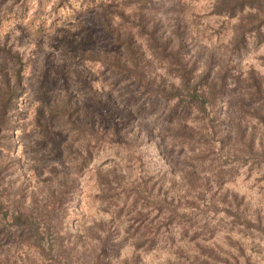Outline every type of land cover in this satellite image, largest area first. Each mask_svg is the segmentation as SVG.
Masks as SVG:
<instances>
[{"label": "rangeland", "instance_id": "obj_1", "mask_svg": "<svg viewBox=\"0 0 264 264\" xmlns=\"http://www.w3.org/2000/svg\"><path fill=\"white\" fill-rule=\"evenodd\" d=\"M0 264H264V0H0Z\"/></svg>", "mask_w": 264, "mask_h": 264}]
</instances>
